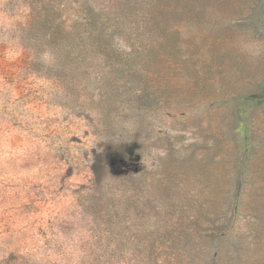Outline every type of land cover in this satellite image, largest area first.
I'll list each match as a JSON object with an SVG mask.
<instances>
[{
	"label": "rangeland",
	"instance_id": "374dc122",
	"mask_svg": "<svg viewBox=\"0 0 264 264\" xmlns=\"http://www.w3.org/2000/svg\"><path fill=\"white\" fill-rule=\"evenodd\" d=\"M258 92L264 0H0V264H264Z\"/></svg>",
	"mask_w": 264,
	"mask_h": 264
},
{
	"label": "trees",
	"instance_id": "16d2710c",
	"mask_svg": "<svg viewBox=\"0 0 264 264\" xmlns=\"http://www.w3.org/2000/svg\"><path fill=\"white\" fill-rule=\"evenodd\" d=\"M247 100H252L253 102L254 101H256L257 103H259L258 102V100L260 99H264V92H258L257 94H255L254 96H252V97H245ZM242 124H243V121L241 120V121H239V124H238V129L239 130H241L242 129Z\"/></svg>",
	"mask_w": 264,
	"mask_h": 264
}]
</instances>
